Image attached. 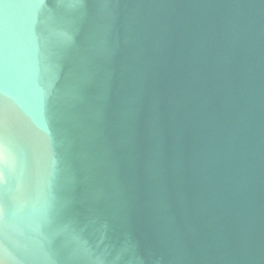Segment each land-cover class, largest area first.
<instances>
[{"label":"water","instance_id":"1","mask_svg":"<svg viewBox=\"0 0 264 264\" xmlns=\"http://www.w3.org/2000/svg\"><path fill=\"white\" fill-rule=\"evenodd\" d=\"M0 264H264V0H0Z\"/></svg>","mask_w":264,"mask_h":264}]
</instances>
